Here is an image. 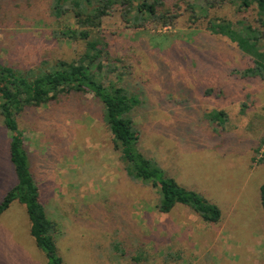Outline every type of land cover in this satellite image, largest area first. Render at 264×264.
<instances>
[{"label":"rangeland","instance_id":"1","mask_svg":"<svg viewBox=\"0 0 264 264\" xmlns=\"http://www.w3.org/2000/svg\"><path fill=\"white\" fill-rule=\"evenodd\" d=\"M51 3L0 0L1 63L25 72L84 53L83 42L63 34L77 28L73 17L55 16ZM185 6L165 0L178 15L174 24L149 30L118 12L105 17L97 36L106 54L96 70L137 101L129 114L137 150L216 205L221 220L206 223L181 204L159 213L156 191L126 176L91 94L60 95L55 106L17 116V125L59 228L63 264H264V79L242 77L252 60L206 31L209 19L257 26L256 9L225 0L192 21ZM9 138L0 117V203L16 184ZM29 226L25 207L12 202L0 216V264H47ZM232 238L247 245L238 250Z\"/></svg>","mask_w":264,"mask_h":264},{"label":"trees","instance_id":"2","mask_svg":"<svg viewBox=\"0 0 264 264\" xmlns=\"http://www.w3.org/2000/svg\"><path fill=\"white\" fill-rule=\"evenodd\" d=\"M178 1L180 4L185 3V11L192 21L204 20L208 12L206 8L220 7L225 3V0H203L202 3ZM232 2L237 4L239 11L255 7L257 26L245 19L236 22L209 19L206 31L228 39L252 60L253 67L245 71L242 77L263 80L264 0ZM175 8L180 6L175 4ZM50 9L57 17H73L77 28L69 29L63 34L73 41L83 42L85 50L77 60L56 61L48 67L25 72L0 62V117L3 127L10 134L9 158L16 174V184L0 203V216L14 201L23 205L30 223L29 235L36 247L45 253L47 264H63L56 248L59 228L47 215L38 185L30 175L28 151L24 145L23 133L17 125V116L45 105L55 106L53 104L60 95L88 93L101 107L102 122L111 135L113 149L118 153V160L126 176L156 191L155 209L161 214H168L175 205L181 204L190 207L202 221L218 223L221 212L216 205L201 194L180 186L155 162L137 150L139 137L129 117L137 101L129 98L123 88L115 83L105 84L96 70L99 69L96 62L106 54L104 44L97 36L105 17L118 12L124 23L128 24L133 20V26L149 30L156 29L159 25L166 27L174 24L178 15L165 8V0H52ZM199 11L205 14L198 15ZM215 115L221 116L224 112H217ZM259 190L264 214V183Z\"/></svg>","mask_w":264,"mask_h":264},{"label":"crops","instance_id":"3","mask_svg":"<svg viewBox=\"0 0 264 264\" xmlns=\"http://www.w3.org/2000/svg\"><path fill=\"white\" fill-rule=\"evenodd\" d=\"M232 242L234 243V247L238 250H241L244 245H247V243L245 241H242L240 239L239 240L238 239L233 240V238H232Z\"/></svg>","mask_w":264,"mask_h":264}]
</instances>
